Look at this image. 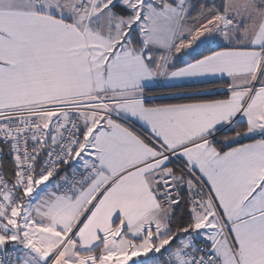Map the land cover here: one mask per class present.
<instances>
[{"label":"snow or ice","instance_id":"1","mask_svg":"<svg viewBox=\"0 0 264 264\" xmlns=\"http://www.w3.org/2000/svg\"><path fill=\"white\" fill-rule=\"evenodd\" d=\"M0 264H264V0H0Z\"/></svg>","mask_w":264,"mask_h":264}]
</instances>
